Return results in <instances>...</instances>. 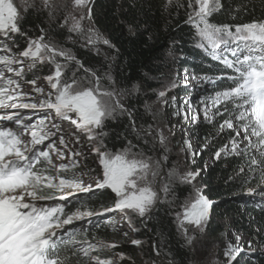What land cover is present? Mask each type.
I'll return each mask as SVG.
<instances>
[{"label":"snow or ice","instance_id":"snow-or-ice-1","mask_svg":"<svg viewBox=\"0 0 264 264\" xmlns=\"http://www.w3.org/2000/svg\"><path fill=\"white\" fill-rule=\"evenodd\" d=\"M94 4L0 0V264H134L126 253L114 251L128 239L123 225L137 232L133 217L145 228L153 219L160 223L155 215L159 205L167 206L164 214L183 239L181 247L192 249L198 236H206L216 202L198 185L199 169L181 171L179 162L171 161L174 132L168 107L174 117L214 129L200 152L187 139L181 152L194 158L223 134L226 142L215 158L242 160L229 181L264 184V19L215 23L213 18L225 10L222 0H163V13L183 10L194 47L219 72L193 74V80L210 85L213 92L198 104L185 98L178 106L169 93L188 86L187 69L183 80L179 72H170L159 89L142 91L138 82L118 86L112 68L119 50L95 26ZM240 10L227 9L233 20ZM29 15L47 26L25 28ZM58 30L67 32L62 40ZM69 44L103 55V63L78 58ZM26 85H31L29 92L23 90ZM65 122L72 128L65 129ZM109 122L122 128H109ZM185 185L191 192L181 201L176 190ZM246 194L254 195L255 189ZM260 195L257 207L264 206V193ZM102 224L120 233L122 241L99 237ZM156 236L159 240L151 245L155 258L145 264H176L165 248V234L158 230ZM235 239L224 249L226 264L243 251L237 246L240 235ZM130 243L141 247L146 241Z\"/></svg>","mask_w":264,"mask_h":264},{"label":"trees","instance_id":"trees-1","mask_svg":"<svg viewBox=\"0 0 264 264\" xmlns=\"http://www.w3.org/2000/svg\"><path fill=\"white\" fill-rule=\"evenodd\" d=\"M222 2L225 4V10L213 18L215 23L238 24L250 22L252 19H264V0H222ZM162 3L163 0H95L93 5L95 26L119 50L112 68L118 86L131 87L132 83L138 82L142 86V91L150 88L156 89L157 86H160L161 79L175 64L184 69L189 68L187 71L192 70L197 76L219 74L215 66L208 67V65H214V62L205 56L201 50L194 47L193 32L190 26L183 24L185 19L183 10L180 11L179 15L176 14L175 8L171 9L169 13H163L161 10ZM229 7L241 8L235 20L227 11ZM37 23L47 26L43 19L33 20L29 15V18L24 22V27L34 26ZM130 25L133 28L132 32L129 31ZM177 25L180 27L178 28ZM56 35L58 39L62 40L67 32L58 30ZM17 41L22 43V38L17 37ZM174 41L178 43H173ZM104 49L110 55L113 54L111 50ZM73 51L78 58L87 63L97 66L103 63V56H98L79 46L73 47ZM170 52L172 55H169ZM173 57L176 59L173 60ZM106 67L107 65H105ZM183 71L185 72V70ZM149 77L159 79H149ZM183 77L184 73L180 79L183 80ZM212 92L213 89L210 85L203 84L199 95L194 101L190 99V102L198 104L201 97ZM193 93L192 90L181 89L178 95L180 97L186 95L188 98H192ZM143 99L141 97V104ZM128 102L125 101V103ZM131 103L135 104L137 101L132 100ZM170 109L172 108L168 107V111ZM189 127L188 135L182 131L181 133L185 134V137L182 135L174 140L175 142L172 144L174 150H179L183 146L184 140L192 139L195 143V146L192 145V150L200 152L201 146L205 143V138L214 134L212 126L203 122L191 123ZM109 128L120 130L122 125L109 122ZM225 142L226 137H223L222 134L221 137H217L213 141L209 150L186 160L187 165L190 164L193 171L200 170L197 183L204 194L217 202L213 206L208 234L214 239H220V241H227L228 231L245 236L248 241H252L251 248L247 244L246 249L237 255L232 264H264V206L257 207L262 202L260 194L264 193V190H261L259 180H253L246 185L241 184L238 180L229 181V176H233L238 171V166L242 160L235 156L215 158L214 152ZM209 159H212V163L204 169L205 163ZM249 188L255 189L253 196L246 194ZM190 192L191 188L186 185L180 186L176 190L181 201ZM103 202L106 205L110 204L107 199H104ZM166 207V205L158 206L159 210L155 215L159 218L160 223L153 219L148 222V228H145L140 220L136 221V224L142 229L141 238L149 242L148 252L151 253L150 243L153 242L154 238L159 240L156 232L162 231L166 236L165 248L173 253L172 258L176 264H189V261L192 262L193 260L192 253L189 248L181 247L184 241L178 235L175 225L164 214ZM109 227L101 226L97 230V235L109 241H122V235L120 233L114 234ZM224 233L226 236L223 235ZM133 250L134 247L129 246L123 240L114 251L124 252L131 257ZM111 255V253H104L105 257ZM122 264H130V262L125 260Z\"/></svg>","mask_w":264,"mask_h":264},{"label":"rangeland","instance_id":"rangeland-1","mask_svg":"<svg viewBox=\"0 0 264 264\" xmlns=\"http://www.w3.org/2000/svg\"><path fill=\"white\" fill-rule=\"evenodd\" d=\"M68 46H72V45L69 44ZM102 48H103V46H102ZM103 51H105L104 48H103ZM101 56H103V55H101ZM185 69H189V68H185ZM185 69L178 64H175L174 66H172L171 70L167 73V75L163 79H161L160 86H157L156 89L161 88L166 79H170V76H169L170 72L176 71V72H179L180 76H182V74L184 73L183 70H185ZM193 74H194V72L192 70L188 71V76H189L191 81L188 82L187 88L192 87L193 85L199 83L196 80L192 79ZM181 86H184V85L181 84ZM181 86L178 87L177 89L173 90V92L169 93V96L175 95L177 97V105H181L185 98L188 99V97L186 95H184L183 97L178 96L179 91L181 89H183V88H181ZM30 89H31V85H26V86H24L23 90L25 92H29ZM150 99L154 100L155 96L154 95L151 96ZM179 101H181L182 103H179ZM172 111H173V109H170V111H168V108L165 109L166 115L171 118V123L169 124V127H172V131L174 132V136H172L171 143H170V147L172 148L171 161H178L180 168H181V171L192 170L190 168L191 165L190 164L187 165V162H186V160L188 158L192 159L191 155L188 153L181 152L180 149L174 150L173 145H172L175 142L174 140L175 139L177 140L178 137H181L182 135H184V137H185V134L188 135L189 130H190L189 126H190L191 122L190 121L186 122L181 117H174V116L172 117L171 116ZM161 119H163V117H161ZM63 127L65 129H71L72 128V126L67 122L64 123ZM182 131L185 134L181 133ZM189 141L191 142V144L193 146H195V143L192 139H190ZM173 156H174V159H173ZM211 163H212V159L207 160L205 163L204 169L207 167L208 164H211ZM260 185H261L260 186L261 190H264V184L260 183ZM115 219H116V221H119L120 220L119 215H115ZM138 220H140V219L137 217H133L134 226L137 229H139V231H137V232H132L128 228L127 224L123 225V230L128 231V233H129L128 239L125 240L129 246H133L130 243L131 239H139L142 241H146L143 238H141L142 229H141V227H139L138 224H136V221H138ZM107 227H109V226H107ZM109 229H111V227H109ZM234 234L240 235L236 232H233V231L229 232L228 231L227 241H231L233 244H236L237 242H236ZM240 237H241V240L239 241V244L237 246L242 248V249H246L245 246L248 244V239L242 235H240ZM227 241H220V239H214L213 237H211L208 234V232H207V235L204 237L198 236L196 241H194V243L192 245V249H194V251H192V249H190L192 256H193L192 264H226L227 258L224 256V249L227 246V243H226ZM150 244L152 245V243H150ZM148 246H149V242H147V241L141 247L133 246L134 250L132 252L131 258H132V261H134V264H145L146 260H150L151 258H155L154 254L152 252L151 253L148 252ZM241 252H239V254Z\"/></svg>","mask_w":264,"mask_h":264},{"label":"water","instance_id":"water-1","mask_svg":"<svg viewBox=\"0 0 264 264\" xmlns=\"http://www.w3.org/2000/svg\"><path fill=\"white\" fill-rule=\"evenodd\" d=\"M215 204H217V202Z\"/></svg>","mask_w":264,"mask_h":264}]
</instances>
